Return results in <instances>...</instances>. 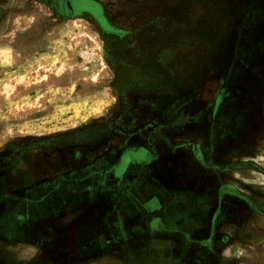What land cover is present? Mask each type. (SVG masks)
I'll use <instances>...</instances> for the list:
<instances>
[{
    "label": "rangeland",
    "instance_id": "rangeland-1",
    "mask_svg": "<svg viewBox=\"0 0 264 264\" xmlns=\"http://www.w3.org/2000/svg\"><path fill=\"white\" fill-rule=\"evenodd\" d=\"M97 1L115 36L38 0L2 3L0 264H56L70 250L65 235L40 222L57 201L31 203L29 216L23 201L4 195L86 192L105 154L118 162L158 128L160 139L200 146L205 82L207 92L219 85L215 96L223 89L224 112L264 84V0ZM232 123L212 122L217 131ZM163 147L154 143L159 155ZM28 245L42 248L21 259Z\"/></svg>",
    "mask_w": 264,
    "mask_h": 264
},
{
    "label": "flooded vegetation",
    "instance_id": "flooded-vegetation-1",
    "mask_svg": "<svg viewBox=\"0 0 264 264\" xmlns=\"http://www.w3.org/2000/svg\"><path fill=\"white\" fill-rule=\"evenodd\" d=\"M3 1L0 0V18ZM38 2L66 19L89 17L103 33L111 27L106 25L103 7L97 0ZM105 35L115 36L111 28ZM206 83L200 91L201 94L206 89V94L198 98L204 104L201 120L208 121L205 127L204 123L199 125L203 131L199 133L200 146L160 139L158 128L148 145L125 150L116 163L106 162L104 159L110 156L105 154L100 171L86 176V192L51 193L36 198L30 191L23 199H16L13 193L2 197L13 205L23 201L29 216L33 202L59 203L40 221L49 232L65 235L70 246L66 254L69 256L56 264H93L112 259L117 264H152L159 242L177 264H232L222 251L233 235L221 231V227L233 224L241 228L239 224L249 220L253 212H262L258 197H264V192L249 195L235 190L221 182V171L233 164L231 154L251 150L253 138L263 127L260 111L264 84L255 89L246 104L242 102L245 105L237 98L232 110L224 112L228 104L223 100V89L215 96L219 85L207 92ZM225 120L233 122L230 129H213V121ZM243 122H247L246 128ZM155 142L164 146L160 155ZM182 148L188 154L182 153ZM97 199L104 208H97ZM143 250L146 251L141 254Z\"/></svg>",
    "mask_w": 264,
    "mask_h": 264
},
{
    "label": "crops",
    "instance_id": "crops-1",
    "mask_svg": "<svg viewBox=\"0 0 264 264\" xmlns=\"http://www.w3.org/2000/svg\"><path fill=\"white\" fill-rule=\"evenodd\" d=\"M260 119L263 121V127L253 138L254 145L251 150L242 154H231L233 164L229 169L221 171L222 183H227L233 186V189L244 191L249 195L264 192V102L261 106ZM258 198L262 212H253L249 220L247 219L242 225L239 224L241 228L233 224L221 227V231L233 235L222 251V256L232 264H264V257L262 262L257 259V254L262 253L264 256V246H262L264 243H261L264 242V197ZM156 245L158 247L154 249L152 264H177L169 259L168 250L160 246V242ZM257 249L258 252H254ZM144 251L146 250L141 254H144ZM116 261L115 259L100 260L93 264H117Z\"/></svg>",
    "mask_w": 264,
    "mask_h": 264
},
{
    "label": "clouds",
    "instance_id": "clouds-1",
    "mask_svg": "<svg viewBox=\"0 0 264 264\" xmlns=\"http://www.w3.org/2000/svg\"><path fill=\"white\" fill-rule=\"evenodd\" d=\"M39 252V248L35 245H28L25 250L21 251V259H31Z\"/></svg>",
    "mask_w": 264,
    "mask_h": 264
}]
</instances>
